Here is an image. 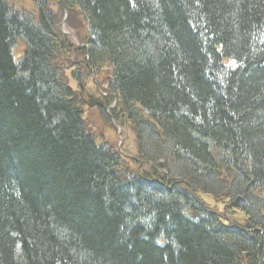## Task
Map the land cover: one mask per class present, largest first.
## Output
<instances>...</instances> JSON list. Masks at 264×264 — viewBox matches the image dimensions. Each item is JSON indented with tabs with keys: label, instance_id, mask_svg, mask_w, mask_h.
Listing matches in <instances>:
<instances>
[{
	"label": "trees",
	"instance_id": "obj_1",
	"mask_svg": "<svg viewBox=\"0 0 264 264\" xmlns=\"http://www.w3.org/2000/svg\"><path fill=\"white\" fill-rule=\"evenodd\" d=\"M32 1L0 0V264H264V0ZM64 5L150 176L86 134Z\"/></svg>",
	"mask_w": 264,
	"mask_h": 264
},
{
	"label": "rangeland",
	"instance_id": "obj_2",
	"mask_svg": "<svg viewBox=\"0 0 264 264\" xmlns=\"http://www.w3.org/2000/svg\"><path fill=\"white\" fill-rule=\"evenodd\" d=\"M9 3L15 7V9H27V10H33L34 4L32 0H8ZM52 8L54 9V12L56 13L57 17L61 15V11L58 9L57 6L53 5ZM65 16V13H64ZM69 17V16H68ZM77 20V24L74 25V28L67 27L66 20H61L60 23V29H63L65 32V35L69 37V40L71 43L77 44V34H82L83 29L82 24H80L81 16H75ZM73 41V42H72ZM24 50V47L21 43L18 44V47L15 49V56L20 57L22 52ZM71 58V57H70ZM81 59H86L84 57H80ZM78 60L77 58H74L68 62V70L65 72L66 76L69 80L70 85L76 89L77 83L72 78L71 74L73 71H76L78 68V64L76 63ZM80 66V65H79ZM81 71L83 73L86 71L88 74L85 78V84L87 89H89V93L98 96L102 94V98L105 100L108 99L109 101H104V106L101 108L102 110H99V108H88V102L85 99L83 95H80L82 102L84 103V109L85 113L83 114L84 120L87 124V129L92 133V135L97 139V141L102 145H108L110 146L114 152L116 153H125L127 155L134 156L136 154V144L135 139L130 131L129 126L124 127V129L117 124L118 119H110V112L109 110L111 108L107 109L106 102H110V105H113V101L111 98H107V85H106V79H109L111 76V68L107 66H103L100 71H95L94 69H89L87 72V69H85L84 66H80ZM100 93V94H99ZM116 95V94H115ZM117 96V95H116ZM120 142H122L120 146ZM122 163H121V172H132L133 169H137V164L134 163L129 158H126L125 156H121ZM150 169V166H149ZM149 169H145V172H149ZM202 200L207 203L210 207H213V209H216L221 212L222 208L221 206L218 207V205L213 201L212 197L208 195H201ZM238 221H242L241 215H235L234 216Z\"/></svg>",
	"mask_w": 264,
	"mask_h": 264
},
{
	"label": "bare ground",
	"instance_id": "obj_3",
	"mask_svg": "<svg viewBox=\"0 0 264 264\" xmlns=\"http://www.w3.org/2000/svg\"><path fill=\"white\" fill-rule=\"evenodd\" d=\"M61 1V3L63 4L64 3V0H60ZM52 3V2H51ZM53 5V4H52ZM65 6V5H64ZM64 9H67L66 8V6L64 7ZM68 19V18H67ZM67 19H66V21H67ZM78 46L80 47V48H82V49H79V51L81 50V52H74L73 53V55L71 56V58H69V60L68 61H70V60H72V59H74V58H77V64L78 65H80V66H84L85 64H87V60H85V59H81L80 57H85L86 59H87V56L89 55V52H90V45H88V44H84V45H82V44H78ZM12 57V56H11ZM14 57L16 58V59H19L20 57H16L15 56V53H14ZM22 57H23V55H22ZM21 57V58H22ZM20 58V59H21ZM15 60V59H14ZM63 60H65V58H64V54L63 53H59V54H53V55H51V57L49 58V68L51 69H53V68H59L60 66H59V64H61L62 62H63ZM22 62V60H15V65H18V64H20ZM66 76V75H65ZM81 78H83V79H81ZM85 78H86V76H84V77H80L79 79H78V84H77V87H76V89L74 90L75 92H76V94H78L77 96H78V98L80 97V94L81 95H83L84 97H85V99L87 100L88 98H89V96H90V93H89V89H87V87H86V84H85ZM66 79H67V77H66ZM57 87V88H56ZM56 87L54 88V89H56L57 90V95H58V98H59V100H62V101H64L65 102V104L66 105H70V107L73 109V105H74V100H73V97H72V95L70 94V93H68L66 90H64L63 88H61L59 85H56ZM100 94V93H99ZM116 93H114V91L112 90V89H109L108 91H107V98H112V97H115L116 95H115ZM74 96V95H73ZM100 95H98V96H94V97H96V98H98ZM77 101H79V100H77ZM79 103V102H78ZM77 107H79V106H77ZM119 107V106H118ZM118 110H119V108H118ZM120 111V110H119ZM145 114H147V112L144 110L143 111ZM83 122H85V120H84V117H83ZM117 124H119L121 127H123L121 124H120V122L118 121V122H116ZM129 126V125H128ZM85 127H86V129H85V132H86V134H88V135H90L91 137H92V140L94 141V143L96 144V145H98V146H102V144H100L98 141H97V139L92 135V133L87 129V124H86V122H85ZM125 127V126H124ZM129 128H130V131L132 132V134H133V136H134V139H135V144H136V154L134 155V156H130V155H127V157L130 159V160H132L134 163H136L137 164V169H135V171L133 172V176H135V177H137L138 175H142V177H146V176H150V172H151V169H149V161H146V160H143V159H145L144 157H141V159H139V153H138V148H137V143H136V141L138 140V134H136V131H135V129H133V127L132 126H129ZM121 144H122V142H120V146H121ZM152 164V163H151ZM152 165H154V164H152ZM115 166V165H114ZM113 166V167H114ZM153 167V166H152ZM145 169H149V172H145ZM115 170V169H114ZM118 170L119 171H121V169L120 168H118ZM158 175V178H161V177H164L163 175H166L165 174V172H162V171H160V173L159 174H157ZM127 176H128V174H127ZM118 177H120L121 178V175L119 174V176ZM117 177V178H118ZM210 208H212V210H214L215 211V209H213V207H210ZM190 211H192V210H190ZM193 212V211H192Z\"/></svg>",
	"mask_w": 264,
	"mask_h": 264
},
{
	"label": "water",
	"instance_id": "obj_4",
	"mask_svg": "<svg viewBox=\"0 0 264 264\" xmlns=\"http://www.w3.org/2000/svg\"><path fill=\"white\" fill-rule=\"evenodd\" d=\"M90 101L88 102V105L90 108H94L96 106L100 107L102 106V101L100 99H95L93 96H89Z\"/></svg>",
	"mask_w": 264,
	"mask_h": 264
},
{
	"label": "flooded vegetation",
	"instance_id": "obj_5",
	"mask_svg": "<svg viewBox=\"0 0 264 264\" xmlns=\"http://www.w3.org/2000/svg\"><path fill=\"white\" fill-rule=\"evenodd\" d=\"M108 108H112V109H113V106H111V105H108L107 109H108ZM119 110H120V108H119ZM119 110H118V109H116V111H117V112H119Z\"/></svg>",
	"mask_w": 264,
	"mask_h": 264
}]
</instances>
